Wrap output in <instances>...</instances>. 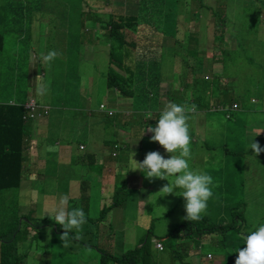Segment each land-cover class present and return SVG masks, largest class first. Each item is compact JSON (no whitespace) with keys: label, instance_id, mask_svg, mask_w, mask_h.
<instances>
[{"label":"rangeland","instance_id":"rangeland-1","mask_svg":"<svg viewBox=\"0 0 264 264\" xmlns=\"http://www.w3.org/2000/svg\"><path fill=\"white\" fill-rule=\"evenodd\" d=\"M60 1V6L58 3L55 5L65 14L66 20H63L60 12L53 11L42 21L37 17L30 21L29 16L24 13L22 19V13L17 16L19 24L30 30V37H26L27 40L17 39L15 34L9 33L0 46V61H3L0 62V100L15 97L25 103L28 96L33 95L41 106L49 105L50 117L55 120L53 125H56L53 131H57V124H60L67 145L72 142L70 138L74 131L67 125L64 115L66 118V113L85 112L89 117V125L83 126L81 140L87 141L89 147L86 150L80 147L81 154L78 156L72 151L62 155V159L55 157L56 153L47 155L46 164L40 167L46 176L45 181L40 180L37 174H31L32 181L23 183L20 190L13 191L8 205L0 200V212L7 210L5 218H2L4 221L0 232L8 228L7 225H11L16 213L17 221L21 220V215L31 214L29 218L32 221H28L35 227H27L26 222L20 223L21 229L29 230L28 235H25L18 245L19 254L26 256L23 264H43L42 259H47L52 264H101V252L120 254L124 250L139 248L146 241L149 244L152 264H235L236 258L227 260V252L234 247L225 245L224 242L226 238L233 237L236 248H243L246 246L243 237L260 224H264L262 194L256 203L257 206L253 203L249 209H245L246 212L243 211L244 218L246 217L242 220L243 223L235 222L231 229L225 231L232 236L223 238L220 242L219 232L200 235L197 232L209 225L232 223V220L222 223L221 221L238 212L237 205L244 196L246 197L245 193L249 188L261 191L257 187L263 188L264 185V170L259 167L262 172L259 171L257 166L260 155L255 156L250 149L251 141L245 142L246 156L243 162L235 156L229 159V153L223 152L222 147L230 136L225 130L223 134L218 131L221 127L229 126L230 121L224 114L228 112L245 118L249 114L245 125L250 127L256 123L258 129L253 131L264 132V4L256 0H168L167 4L174 10L179 6V12L176 13L170 12L171 8L165 6L166 0H139L137 6L131 7V12L138 10L139 14L140 10V14L144 15L142 20L148 18V21L159 29L174 20L179 22L178 27L181 29L177 32V37H181V40L173 51H178L179 53L175 54L179 57L175 61L172 50L166 49L162 68L156 67L155 72L150 73L154 81L162 80L159 84L160 110L152 109L154 113L149 115L152 118L148 119L147 115L145 119L141 115L133 116L131 101L121 104L119 102L132 98L118 95L107 85L111 48L107 35L102 31L101 20L105 21L104 23L109 20L108 13L112 10V2L115 3L116 0ZM118 2L123 3L122 0ZM187 4L195 13L200 12L195 16L197 19L186 14L183 5ZM75 6L79 9L82 7L81 10H84L85 14L75 9ZM32 10L35 9H30L31 12ZM208 11L212 12L211 19L214 18V22L210 21L211 23L201 29L199 23L208 20L207 16L203 17L201 14L207 15ZM96 17L100 20H94ZM66 27L70 33L79 37L82 50L74 49L70 52V66L66 65L69 54L61 51L56 57L55 63L59 68L54 76V66L53 71L51 70L54 60L50 64L43 62L38 66L34 59L39 58V54L34 50L56 44V41L51 39L57 34L56 31L64 32ZM127 34L129 41L137 40L138 32L134 29L128 28ZM213 36H216L215 40ZM15 43L20 45L23 55L30 53V66L24 73L14 72L7 64L13 60L10 51L15 47ZM119 56L120 54H116V57ZM116 69L120 71L117 67ZM35 74L41 76L42 80L37 81L34 86ZM206 77L211 80H205ZM26 78L30 79L29 86L32 90L25 87ZM200 78L204 82L201 83ZM194 79L196 83L192 85ZM67 80L70 82L67 83ZM220 81H224V85L220 86V90L218 87L216 95L211 94L213 109L218 110L211 114H198L195 111L188 113L191 145H195L188 161L189 166L193 170L198 169L211 175L214 184L213 196L208 201L207 211L202 214V219L194 221V226L187 225V220L181 219L186 213L183 197L177 196L180 189H175L177 195L160 193L161 188L169 181H150L142 172L130 170V157L132 152H135V159L143 161L149 151H159L165 158H169L170 154L158 143L150 142L152 133L145 130L148 126L155 127L156 120L167 103L175 100L191 106L193 104L188 103V99H195L193 94L206 92L205 82L217 86ZM39 83L47 86L46 94H38ZM186 87L195 92H188ZM226 89L230 90L233 97L234 92L242 93L244 90L245 93L239 101L232 100L224 104L221 99L225 96ZM189 93L192 97H188ZM244 97L247 99L243 100ZM102 104L105 107L119 104L126 107H118L121 111L110 107L114 112L110 114L100 108ZM233 106H236V109H227ZM139 121L142 123L133 124ZM114 134L121 147L109 145V155L95 151L96 161L93 154L92 163L90 154L97 144L90 148L91 142L102 141V136L114 139ZM77 141L78 139L74 140ZM112 152L117 156H113ZM41 157L42 153H37L34 149L31 151L30 158L34 160L31 164L32 170L39 164ZM233 158L236 159L235 162ZM226 164L227 173H233L230 176L217 167ZM72 180L76 182L72 183ZM170 180H174V177ZM229 180L232 182L231 190L228 189ZM115 192H118L117 197H114ZM64 197L68 198L67 205L61 204ZM71 198L79 199L77 204L71 203ZM113 198L122 201L103 217L101 210L105 205L111 204ZM71 206L82 208L87 222L82 226L83 238L71 240L70 246L65 248L59 239L63 231L54 232L56 223L51 216H54L59 208L70 210ZM44 217L51 219L54 224L36 227V223ZM188 226L192 227V231L185 236L187 233L185 234L182 228L188 229ZM49 229L52 237L50 240ZM36 231H41V235L36 236ZM170 233L172 235L168 236ZM71 235L74 236L75 232ZM155 239L163 242L164 249L156 247ZM177 252L180 257L176 255ZM208 254H211V257ZM181 256L184 262L180 260Z\"/></svg>","mask_w":264,"mask_h":264},{"label":"trees","instance_id":"trees-1","mask_svg":"<svg viewBox=\"0 0 264 264\" xmlns=\"http://www.w3.org/2000/svg\"><path fill=\"white\" fill-rule=\"evenodd\" d=\"M176 1L177 0H175V2ZM122 2V4L118 2V0H116L115 3L112 2V10L108 13L109 20L106 21V23H104L105 21L101 20L102 31L107 35L111 48L109 52V57L111 61H109L110 69L107 73V85L109 88L114 89L115 92L118 93V95L122 97L132 98L134 104L132 111L133 116L141 115L143 118H145L147 115L149 116L151 114L152 109L158 108L160 104L161 88L159 84L162 80L154 81V78L151 76L150 73L155 72L156 67L162 68L164 61L163 56L166 49H170L172 50V52L174 51L178 41L181 40V37H177V32L181 31V29H179L178 27L179 22L177 20L172 21L170 24L165 23V27L159 29L154 23L149 22L148 18H144L145 20H142L141 17H144V15L140 14V10L139 14L138 10L135 12H131V5H127L125 3V0H122ZM167 2L168 0H166L165 6L171 8L169 10L170 12H179V6L174 10L170 4H167ZM256 2H262L264 4V0H256ZM56 3H58L60 6L62 1L59 0L57 2L55 0H0V46H2L3 41L6 39V35H9V33L15 34L17 39L20 36H24L25 38L30 37L29 30L25 29L21 23L19 24V21H17V16L22 13L20 17L22 19L24 13L29 16L30 21H33L36 17L42 21V19L45 18L50 12H60L55 5ZM262 7H264V5ZM183 8L186 9V14L190 15L191 18L197 19L195 18V16L200 14V12L195 13V11H192L189 4H187L186 6L183 5ZM30 9L35 10H32L31 12ZM75 9H79V7L75 6ZM81 9L83 8L81 7ZM81 9L79 10L83 14H85V11ZM64 15L65 14H62L63 20H66ZM201 15L203 17L207 16L208 18V20H205L204 22H200L199 20L201 29L205 28L209 23L214 22V18L211 19L212 12L208 11L207 15L205 13H202ZM87 16L89 15L87 14ZM94 20H100V18L96 17L94 18ZM128 28L131 30L134 29V31L138 32V37L136 41H129L127 34ZM67 29L68 28L66 27L64 32L56 31L57 34L53 36V39H51V41H56V44H49L48 46H46V48H48L49 51L55 50L58 54L61 53V51L69 54V57L66 61V65L70 66V58L72 57V54H70V52L74 49L82 50V46L80 45L79 37L74 36ZM59 30H61V28H59ZM215 38L216 36H213V40H215ZM20 48V45L18 43H15V47H13L12 50L15 51V54L19 55L21 54ZM43 51V47H41L38 51H35L37 54H39V63H37V65L39 66L43 63L41 58ZM173 53L174 59L176 61L179 56L175 53L179 52L176 51ZM116 54H120V58L116 57ZM29 55L30 53L22 55L21 57L23 59H20V63L24 72H26L28 61L30 60ZM215 58L216 55L214 54V59ZM23 60L26 61V63H24ZM56 61L57 60L55 58L54 63H52L51 66V70L54 66V76L59 68V65L55 63ZM146 62H148L147 65ZM116 67L120 69V71L117 70ZM205 80L211 79H209V77H206ZM69 82L70 80H67V83ZM200 82L202 83L204 81L201 79ZM195 83L196 80L194 79V83H192V85H195ZM72 85H74V83H72ZM222 85H224V81H220L217 86L205 82L206 92L200 94H193L195 96V99H188V103L196 105L195 112L198 114L199 112L202 114H211L215 110H218L213 109V101L211 98V94L213 93L214 95H216L218 87L220 90V86ZM185 89L190 93L195 92L189 87H186ZM190 93L188 97H192ZM244 93V90L242 93H238V91L234 92L233 97L230 94V90L226 89V94L221 100L224 104L230 103L232 100H238ZM244 99L247 98L244 97L243 100ZM175 103L182 104L178 102ZM222 108L225 109V107H221V109ZM158 109L160 110V107ZM227 109L232 110V108ZM12 111L13 106L10 105L8 102H0V200L5 205L9 204L10 197L12 196L13 191L20 190L22 188L23 178L26 175L25 168H28L24 165V162L26 160L25 131L21 132V130L17 127L9 126L7 124L9 115L10 113H12ZM224 114L226 115V118L230 121V124L225 128H219L218 131L220 134H223L225 130V132L230 136V138L228 139L226 145L222 147L223 152L229 153V159L235 156V158H241V161L243 162L246 156L244 149L245 142H249L246 139L247 134L244 130V122L241 116H236L235 114L231 115L228 112H225ZM22 116L23 113L19 117V120H21L19 121V124L20 122H24ZM150 117L152 118V116H149L148 119H150ZM140 123H142V121H139L138 123L135 122L133 124ZM131 133L133 134L134 132L132 131ZM110 142L113 143L114 146H116L115 148L121 147L120 144H118L117 139L115 138L113 141L110 140L109 143ZM194 146L195 145H191V151L194 149ZM207 148H210V150H214L211 147ZM235 158H233V162L236 161ZM226 166L227 164L224 166L217 167L223 173L229 176L232 175L233 173H227ZM228 185L230 186L228 187V189L231 190L232 182L230 180L228 181ZM83 190H85L86 192V187H84ZM117 193L118 192H115L114 197H117ZM244 199L237 205L239 206L238 212H235L233 216H231L229 219L225 217L221 221L222 223L232 220V223L227 222L226 224H222L220 226H217L216 224L209 225L205 228H201V232L198 231L197 234H213L219 232V235H221L220 242L223 238L232 236V234H229L225 231L231 229L233 223H243L242 220L246 219V217L244 218L243 211L247 209L249 203L245 196ZM78 200L79 199L71 198L70 202H73V204H77ZM120 201L122 200H120L119 198H113V202L111 204L105 205L101 210L103 217H105L112 208L117 207L118 204L121 203ZM71 209L72 206L70 207V210ZM6 213L7 210L0 212V226H2V223L4 221V219L2 218H5ZM242 213L243 215H241ZM17 216L18 213L14 215V221L11 223V225H7L8 228H5L3 232H0V264H23L24 259L26 258L25 255L19 254L18 245L21 243V241L24 240L25 235H28L29 230L21 229L20 223L21 221L28 223L27 227L35 226L31 222L32 220L29 218L31 214L21 215L20 221L19 219L17 221ZM49 224H54V222H52L51 219L44 217L36 223V227H46ZM186 224H192V226H194V221H187ZM54 226L56 228V230H54L55 233H59L61 230L64 231L58 224H54ZM182 229L183 231H185V234H191L192 227L188 226V229ZM41 233V231H36L35 235H41ZM171 235L172 233L168 234V236ZM33 238L35 239V237ZM224 244L234 247L232 250H229L227 252V260L235 259L238 255L236 251L239 249V247L236 248L237 244L235 243L234 238H226ZM176 255L180 257L179 252H177ZM180 260L184 262V258L182 256ZM151 261L152 256L147 241L144 242V244L139 248L129 249L128 251L124 250L120 254H113L104 251L101 252V264H152ZM41 262L43 264H52V262L47 259H42Z\"/></svg>","mask_w":264,"mask_h":264},{"label":"clouds","instance_id":"clouds-1","mask_svg":"<svg viewBox=\"0 0 264 264\" xmlns=\"http://www.w3.org/2000/svg\"><path fill=\"white\" fill-rule=\"evenodd\" d=\"M57 55L58 53L52 50L47 55L42 54L41 58L44 63L50 64ZM35 79L41 81L42 77L38 75ZM37 92L41 95L46 94L47 86L39 83ZM30 99L34 98L30 97L23 104L25 112L23 118L25 120L35 119L42 114L47 115L49 113L48 109L41 111V105L34 99L38 105V115L35 118H25L27 114L26 104ZM9 104L13 106L15 102L9 101ZM195 109L196 105L194 104L188 106L186 104L169 102L160 112L155 127L148 126L145 130L148 133H152L150 142L158 143L170 154L169 158H165L159 151H149L146 153L143 161L135 159V152H132L130 157V170L142 172L145 178L150 181H154L155 179L169 181L168 184H165L161 188L160 193H164L165 195L175 193L177 195L175 189H180V193L177 196L183 197L186 213L181 219L190 222L202 219V214L207 211L208 201L213 196L212 187L214 184L211 175L198 169L193 170L189 166L188 161L191 158L192 137L189 131L188 120L190 117L188 113L195 111ZM104 110L108 112L111 109L106 106ZM260 134L258 133L257 136ZM80 147L82 149L85 148L83 144ZM250 149L253 150L255 156H259L261 152H264V148L255 140L250 143ZM172 177H174V180H170ZM67 203L68 198L64 197L61 204L67 205ZM51 219L64 230L59 237L63 247H69L73 239L78 240L83 238L81 234L82 226L87 221L82 208H72L69 211L65 207H61L55 212L54 216H51ZM73 231L75 232L74 236L71 235ZM48 232L50 240L52 238L51 229ZM243 240L246 246L240 247L236 251L238 255L235 264H264V224H260L254 231H250L243 237ZM155 243L156 246L157 243H161L162 248L160 249H164L163 242L160 239H155ZM208 256L211 257V254H208Z\"/></svg>","mask_w":264,"mask_h":264},{"label":"crops","instance_id":"crops-1","mask_svg":"<svg viewBox=\"0 0 264 264\" xmlns=\"http://www.w3.org/2000/svg\"><path fill=\"white\" fill-rule=\"evenodd\" d=\"M138 1L139 0H125V3L127 5L130 4L131 7H133V6H137ZM29 32H30V30H29ZM19 38H24L26 40V38L24 36H20V37H18V39ZM36 46H38V45L36 44ZM43 48L45 50V54H47L48 51H49L48 48H46V46L43 47ZM34 52H35V50H34ZM10 53L13 56V60L12 61H8V63H7L8 66H10V68L16 73H24V70L22 69V65L20 63V59L21 60L23 59L21 57L23 54L21 53V54L17 55V54H15V51H13V50H11ZM29 59L31 60V58H29ZM30 60L28 61L27 67L30 66ZM34 61L36 63H39V60H38L37 57H35ZM0 62L2 63L3 61L1 60ZM24 63H26V61H24ZM35 75H36V77L38 76V74H35ZM29 84H30V79L26 78L25 79V87L27 89L32 90V88L29 86ZM36 84H37V80L35 81L34 86ZM30 97L36 99L35 96L30 95V96H28L27 100ZM253 99H255V98H252V100ZM1 101H3V100H0V102ZM9 101H14L15 104L13 105L12 113H10V115H9V119L7 121L8 122L7 124L9 126L17 127L18 129L21 130V132L25 131V145H26L25 158H26V160L24 162V165L27 166L28 168H25L26 169V175L23 178L22 184L23 183H29V182L32 181V179L30 177L31 174H37V176H38V178L40 180H44V181L46 180V176H45L44 172L42 170H40V167L46 164V156L49 155L50 153H56L55 157H59V159H62V155H67L68 152H70V151H72L73 154L77 155V156L79 154H81L80 153V150H81L80 149V145L81 144H83L85 146V148L82 149V150H86L89 147V144H88L87 141L81 140L82 133L84 132L83 126H85V125L88 126L89 125V117L87 116V114L85 112L76 111L74 113H71V112L70 113H66V115H68V117H66V118H65V115H64L63 118L67 121V125L71 128L72 131H74L73 135L70 138V140H72V142H70V144L67 145L66 144L67 141L63 138V135L61 133L60 124H57V127H58L57 131H53V127H55L56 125H53V122L55 120L50 117L51 109H50L49 105L41 106V111H43L44 109H48L49 110V113L47 115L42 114L41 116H39V117H37L35 119H28V120H25L23 118V116H22L24 122H20V124H19V121H21V120H19L20 115L22 113L24 115V107H23L24 102L19 101L15 97L14 98H10L9 100H5V102H8V103H9ZM36 101H37V99H36ZM130 101H131L130 109H131V112H132L133 111V106H134L132 99L127 100L125 102H122V100H119L120 104L121 103H127V102H130ZM233 101H239V100H233ZM119 105H116V106L111 105L110 107L116 109V111L119 110L118 107H120L121 109H124L126 107L125 105H122V106H119ZM263 110H264V108H263ZM119 111H121V110H119ZM128 113H129V111H128ZM248 113L251 114L250 110H249ZM247 117H249V114L247 115ZM241 118H242V120L244 122V125H245L246 118L244 116H241ZM115 123H116V118H115ZM254 129L255 130L258 129L256 127V123L253 126H250V127L248 125L247 126L245 125V129L244 130L246 131V134H247L246 135V139L248 141H251V142L253 140H255L256 142H258L261 145L262 148H264V134L261 133L260 135L257 136L258 133L254 132L253 131ZM254 136H256V137H254ZM101 138H103L102 141L94 142V143L91 142V144H90V148L95 143L97 144L95 146V148L92 150V153L90 154V157H92V163L94 162L93 161L94 158H93L92 155L94 154V156H95V151H99V152L102 151L106 155L110 154V152L107 150V147L109 145H113V143L110 142L111 143L110 144L109 141L110 140L113 141L114 139H107V138H105V136H102ZM76 139H78V141L74 142V140H76ZM115 139H117L116 135H115ZM117 141H118V144H119V139H117ZM114 147H116V146H114ZM33 149L37 153H42V157L40 158V162H39V164L36 165L34 170L31 169V164L34 163L33 162L34 160H33V158H30V153H31V151ZM113 153L114 152H112V155H113ZM68 156H70V154ZM115 156H117V155H115ZM81 158H82V155L79 158V160H81ZM95 161H96V156H95ZM257 161H258V165H257L258 168L262 167L263 170H264V152L260 153V157L258 158ZM81 166L85 167V165H81ZM87 166H88V163H87ZM253 166L256 167L255 165H253ZM88 167H90V166H88ZM258 170L261 171L260 168ZM262 174H264V172H262ZM74 182H76V181L72 180V183H74ZM252 186H254V185H252ZM257 188L261 189V191H259L257 189L249 190L250 188L248 189L249 191L248 190L246 191V199L248 200V203H249L247 209H249V207L253 203H254V205L257 206L256 203L260 199L259 198L260 194H262V197L264 199V185H263V188H261V187H257ZM105 195L107 196V193ZM263 204L264 203H262L261 206H263ZM263 211H262V209H260L261 213H263Z\"/></svg>","mask_w":264,"mask_h":264},{"label":"built area","instance_id":"built-area-1","mask_svg":"<svg viewBox=\"0 0 264 264\" xmlns=\"http://www.w3.org/2000/svg\"><path fill=\"white\" fill-rule=\"evenodd\" d=\"M26 108H27V114L25 115V118H35L38 115V105L37 102L34 99H30L27 104H26ZM101 108H105V105L102 104ZM232 109H236V106L231 107ZM108 112L110 114L113 113L112 110H108ZM47 113V111H46ZM83 148V146H81ZM113 155H115V152L113 153ZM157 246L159 248H162V244L161 243H157Z\"/></svg>","mask_w":264,"mask_h":264}]
</instances>
